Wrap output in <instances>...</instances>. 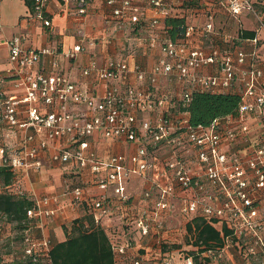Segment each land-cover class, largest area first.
<instances>
[{
  "label": "built area",
  "instance_id": "obj_1",
  "mask_svg": "<svg viewBox=\"0 0 264 264\" xmlns=\"http://www.w3.org/2000/svg\"><path fill=\"white\" fill-rule=\"evenodd\" d=\"M37 1L39 9L30 18L50 28L52 19L42 11L47 0ZM61 1L78 16L88 14L92 3ZM149 2L156 15L149 20L152 31L144 43L158 50L157 61L144 68L112 57L100 64L91 57L82 74L97 75L105 88L101 95L60 70L58 61L50 71L40 69L42 58L54 49L27 46V34L0 40L9 49V65L0 70V166L13 172L12 186L19 195H27L19 175L40 170L48 151L54 161L88 172L89 186H69L66 194L87 206L95 226L109 229L108 220L120 222L108 234L116 264H193L189 246L163 248L174 244L161 235L176 214L186 226L197 216L219 228L226 224L232 234L222 233L221 250L232 244L244 252L245 264L252 259L264 264V12L259 7L264 0H186L205 19L186 21L176 39L167 26L163 36L155 32L162 18L180 17L175 0ZM221 11L237 19L245 14L254 18L256 35L244 39L252 44L250 50L220 45L216 19ZM114 13L132 22L140 17L131 0H122ZM197 38L207 45L195 46ZM85 49L77 43L64 56L75 59ZM213 65L218 70L204 74ZM161 79L185 90L160 92ZM220 90L240 95L237 113L209 125L192 124L187 106L193 92ZM77 106L84 109L76 111ZM253 126L260 132L259 142L252 137ZM96 137L119 140L131 150L99 156L92 147ZM239 141L245 143L242 148L235 147ZM135 179L145 184L140 197L131 195ZM55 204L58 196L45 195L27 210L36 221L24 230L21 264H53L54 241L45 232V219L62 212ZM153 237L161 238L154 246L148 244Z\"/></svg>",
  "mask_w": 264,
  "mask_h": 264
},
{
  "label": "crops",
  "instance_id": "obj_2",
  "mask_svg": "<svg viewBox=\"0 0 264 264\" xmlns=\"http://www.w3.org/2000/svg\"><path fill=\"white\" fill-rule=\"evenodd\" d=\"M121 1L92 0L88 14L78 16L69 13V5L61 0H47L46 11L51 16L52 26L46 28L40 21L30 18L29 8L24 0H1L0 14L3 30L0 31V40L9 39L17 34H27V46L54 49L53 54L45 55L42 58L38 65L40 69L50 71L53 68L52 62L58 61L60 70L70 74L73 80L88 86L91 92L101 95L105 92V88L98 83L97 75L95 73L89 76L82 74L83 67L88 64L91 57L97 58L100 64L112 57L127 60L131 66L140 64L144 68H151L159 56L158 50L150 49L144 43V38L149 36L152 31L149 20L156 15V12L151 9L149 0H131L133 5L140 9L138 22H132L130 17H121L114 13V9L120 6ZM174 5L175 13L184 17L187 23H199L205 19L202 12L190 9L186 0H175ZM239 19L233 18L224 11L218 13L216 27L220 34L217 39L224 48L234 46L250 50L252 44L246 43L240 37V32L254 31L256 22L252 16L247 14L242 15ZM165 27V18H162L158 26L155 27V32L163 36ZM77 43H82L86 49L79 53L75 59L66 58L64 52ZM199 45L207 44L197 38L195 46ZM8 57V47L0 44V70L8 67ZM247 64L249 63L247 62ZM217 70V66L213 65L206 66L203 72L204 74H213ZM129 79L132 82L136 81L134 75H130ZM262 81L264 84V77ZM158 89L160 92L185 90L181 84L169 83L165 79H161ZM83 109L84 107H76V111ZM252 137L258 142L261 140L257 128L252 131ZM244 144L243 141H239L235 147L242 148ZM92 147L99 156L125 153L131 150V146L127 143L99 137L95 138ZM52 153L53 151H48L45 154L40 170L31 169L28 174L19 175V183L22 188L30 191L29 194L33 200L45 195L58 196L59 204H55V206H62V212L45 219L47 226L45 232L57 243L67 238L75 219L88 216L87 206L73 203L72 197L66 194V191L69 186L76 184L88 187L87 182L91 179V175L88 172H77L70 164L54 161ZM144 187L145 184L142 180H133L130 186L131 195L140 197ZM95 191L96 189H91V192ZM107 223L111 224L109 229H105L109 234L111 229L118 228L120 222L115 218L108 220ZM148 244H152L151 240Z\"/></svg>",
  "mask_w": 264,
  "mask_h": 264
},
{
  "label": "trees",
  "instance_id": "obj_3",
  "mask_svg": "<svg viewBox=\"0 0 264 264\" xmlns=\"http://www.w3.org/2000/svg\"><path fill=\"white\" fill-rule=\"evenodd\" d=\"M24 2L29 8L30 15L38 11L40 3L37 0H24ZM263 3H260L259 7L264 12ZM42 11L45 16L51 18L46 11V3ZM185 22L184 17H167L165 19L171 38L176 39L182 35ZM255 35L256 30L240 32L242 39H252ZM239 103L240 95L237 93L194 91L187 110L192 124L209 125L216 118L236 114ZM0 178L5 189L0 191V218L5 217L9 222L16 223L22 231L28 227L32 228L36 220L29 218L27 210L34 205V200L27 195H19L14 192L15 188L12 186L14 174L9 169L0 166ZM186 228L189 230L190 242L184 245L190 247L188 256L192 258L193 264H219L220 262L245 264L244 252L232 244H229L226 250H221L224 245L222 233L225 236L232 234V230L226 224L219 228L208 223L202 216H197ZM33 230L37 233L40 231L35 227ZM148 237L144 236L142 240L147 241ZM236 241L237 238L234 237L233 243ZM169 247L180 248L182 246L177 244L163 245L164 249ZM262 256L263 254L259 251V259ZM51 257L53 264H116L107 231L100 226H95L90 214L86 218H77L73 221L67 238L54 244ZM2 261L3 264L7 260ZM260 261L254 262L252 259L251 264H258ZM22 262L23 260L21 261L20 256H18L13 263L21 264ZM26 262H28L27 259Z\"/></svg>",
  "mask_w": 264,
  "mask_h": 264
},
{
  "label": "rangeland",
  "instance_id": "obj_4",
  "mask_svg": "<svg viewBox=\"0 0 264 264\" xmlns=\"http://www.w3.org/2000/svg\"><path fill=\"white\" fill-rule=\"evenodd\" d=\"M261 39L264 40V33ZM255 128L256 127L253 126L251 130H254ZM19 186L22 188V185ZM22 189L29 197H31V194H29L30 193L29 190L25 188ZM3 190L5 189L3 187V182L0 178V191ZM179 219H180L179 216L176 214V217L174 218L173 221L170 222L168 221V225H167L168 227H166L162 231L161 238H169L170 236L175 245L177 244L178 246H183L184 244H188L190 242V238H189L190 235H189V230H187L186 228V221L181 222ZM23 235H24V231H22V229L19 226H17L16 223L9 222L5 217L0 218V263L3 262L2 260H7L3 264H12L14 261L17 260L18 256L22 254L21 252L23 249V241H22ZM161 238L153 237L149 239L151 240V243L154 246ZM219 264H226V263L220 262Z\"/></svg>",
  "mask_w": 264,
  "mask_h": 264
},
{
  "label": "clouds",
  "instance_id": "obj_5",
  "mask_svg": "<svg viewBox=\"0 0 264 264\" xmlns=\"http://www.w3.org/2000/svg\"><path fill=\"white\" fill-rule=\"evenodd\" d=\"M236 11H239V9H236Z\"/></svg>",
  "mask_w": 264,
  "mask_h": 264
}]
</instances>
